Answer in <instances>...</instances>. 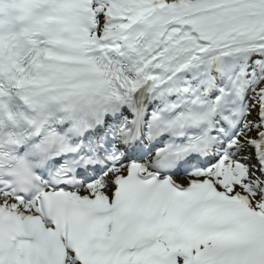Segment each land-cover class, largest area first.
Here are the masks:
<instances>
[{"label": "snow or ice", "instance_id": "1", "mask_svg": "<svg viewBox=\"0 0 264 264\" xmlns=\"http://www.w3.org/2000/svg\"><path fill=\"white\" fill-rule=\"evenodd\" d=\"M0 264H264V0H0Z\"/></svg>", "mask_w": 264, "mask_h": 264}]
</instances>
